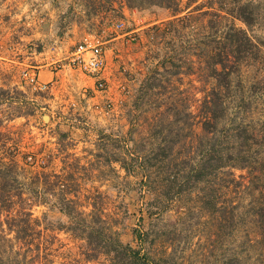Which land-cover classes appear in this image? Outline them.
<instances>
[{
    "label": "rangeland",
    "instance_id": "374dc122",
    "mask_svg": "<svg viewBox=\"0 0 264 264\" xmlns=\"http://www.w3.org/2000/svg\"><path fill=\"white\" fill-rule=\"evenodd\" d=\"M76 1L80 0H0V88L10 89L16 97L0 101V161L10 157L17 160L18 184L27 197V209L41 219L38 229L42 230L40 238L24 242L9 229L7 212H1L0 245L5 254L19 257L22 264H110L107 254L88 259L83 239L66 228L68 216L48 192L53 175L59 174L66 184L63 188L69 195H76L80 209L90 212L92 201L99 202L103 217L114 230L119 229L123 241L136 246L139 242L135 228H151L143 253L159 264H226L225 255L229 253H240L245 264H256L264 243H255L258 234L252 222H243L234 235L218 241L207 212L190 193L158 202V213L151 220L145 200L153 192L141 190L136 174H127L119 162L109 159L127 150L141 152L143 143H130L131 140L145 139L165 125V131L170 130V125L181 131L180 143L188 141L186 134L190 129L202 132L200 108L212 82L192 45L203 39L209 16L203 14L178 32L173 30L154 38L151 30L144 40L132 32L129 41L118 47L106 39L117 30H126L127 20L122 19L124 27L118 28L116 23L121 16L107 10L104 19L97 21L99 25L87 22L93 16L90 12L102 10V5L99 0H85L88 8L83 13ZM249 1L262 13L251 33L264 55V0ZM133 11L140 14L138 19L142 22L152 23L149 28L172 18L171 9L159 6ZM43 29L49 31V36L37 34ZM87 32L103 42L106 71L112 68V77L106 78L103 90L97 88V80L94 88L84 84L87 75L70 65L68 50L83 41ZM142 48L144 52L137 54ZM170 57L180 64L179 71L166 70L160 75L163 84L141 96L138 88L142 79L154 67L161 66L162 59ZM48 62L58 71L50 89H31L24 82V69L36 65L40 70L41 64ZM240 76L246 101L252 104L241 109L239 98L235 99L231 112L238 113L250 125L263 128L264 95L250 93L260 76L256 63L243 65ZM55 86L58 92H54ZM177 114L178 122L174 121ZM108 136L117 137L118 141ZM148 147L150 143L146 144ZM180 149L182 156L186 148ZM234 170L247 183V169ZM249 191L243 187L231 192L235 201L244 203L241 210L252 197Z\"/></svg>",
    "mask_w": 264,
    "mask_h": 264
},
{
    "label": "trees",
    "instance_id": "16d2710c",
    "mask_svg": "<svg viewBox=\"0 0 264 264\" xmlns=\"http://www.w3.org/2000/svg\"><path fill=\"white\" fill-rule=\"evenodd\" d=\"M104 1L101 5L108 4L107 10L117 11L121 15L119 9L114 7L113 0ZM124 1L131 9L159 6L172 10V18L164 23H156L149 29L152 38L167 35L173 30L178 32L201 15H208L204 23L207 32L201 41L192 46L193 52L204 62L212 84L200 108L202 132L190 129L186 134L188 141L180 143L181 131H175L172 125L170 130L165 131V125L152 131L145 139L131 140L130 143H143L141 152L127 150L124 154L115 153L109 157L110 162H119L127 174H136L141 190L145 188L153 192L145 200V210L151 220L158 213L160 202L174 199L181 193H190L198 199L212 221L216 240L222 241L228 235H234L243 222H252L258 234L255 243L262 245L264 127L258 129L238 117V113L233 115L231 112L235 99L239 98L241 109H247L252 104L246 101L242 91L240 75L243 65L256 63L260 76L253 82L250 93L260 92L264 95V55H261L260 43L251 33L262 18V13L249 0H186L184 4L182 0ZM178 66L180 64L174 57L162 59L161 66L154 67L142 79L138 88L141 96L157 90L163 84L160 75L166 70L178 72ZM7 98L12 100L16 97L10 89L1 87L0 101ZM179 119L180 115L177 114L174 121L178 122ZM108 137L114 142L118 141L117 137ZM147 143H150L148 149ZM180 147L186 148L182 156ZM17 167L18 162L14 157L0 161V213L7 212L6 222L9 229L16 232L17 238L34 242L42 233L38 229L41 219L34 217L33 212L27 209V197H24V191L18 184ZM235 168L247 169V183L237 177ZM53 176L48 192L55 196V205L68 216L66 228L83 239L84 253L88 259L107 254L110 264H159L157 259H150L147 252L143 253V246L147 247L151 236V228H135L139 242L136 246L123 241L119 229L114 230L113 225L103 217L102 207L97 200L92 201L91 211L85 212L78 207L76 195H69L63 188L66 184L60 180L59 174ZM57 187L59 191H56ZM243 187L250 190L252 197L246 208L241 210L244 203L235 201L231 192ZM36 244L39 249L40 242ZM5 251L0 245V264H22V259L6 255ZM239 254L225 255L228 258L226 264H245L243 256ZM256 264H264V251L259 253Z\"/></svg>",
    "mask_w": 264,
    "mask_h": 264
},
{
    "label": "built area",
    "instance_id": "2783aa9c",
    "mask_svg": "<svg viewBox=\"0 0 264 264\" xmlns=\"http://www.w3.org/2000/svg\"><path fill=\"white\" fill-rule=\"evenodd\" d=\"M116 26L123 28L124 21L119 20ZM105 51L103 42L89 35L77 45L70 56L72 68L86 75L96 77V86L100 90H103L106 85L104 73L107 69V57ZM38 68V66L33 65L24 69L22 73L24 82L35 91H46L50 89L53 81L42 79Z\"/></svg>",
    "mask_w": 264,
    "mask_h": 264
},
{
    "label": "crops",
    "instance_id": "0c3cea01",
    "mask_svg": "<svg viewBox=\"0 0 264 264\" xmlns=\"http://www.w3.org/2000/svg\"><path fill=\"white\" fill-rule=\"evenodd\" d=\"M98 2L101 4V3L105 2V1L104 0H99ZM75 4L80 5L81 8H82L81 9L82 12L86 13L84 10H86V8H88V7L86 6V1L85 0H83V1L80 0L78 2L76 1ZM114 7L118 8L119 12L121 13V15H120L121 18H119V19L127 20L128 25H127L126 30H121V31L117 30L116 33H114L111 36L107 37L106 41L109 42V44L112 45V46L114 44V45H118V47H119L120 44L124 43L125 41H129V38H130L129 34H131L132 32L138 33L140 35L141 39L144 40V36L147 35V32L151 28V27L149 28V26L152 23H144V21L142 22V19H138L140 14H138L137 11H133V9L129 8L124 0H120L119 3L115 2L114 3ZM57 9H59V7ZM107 12H108L107 8L105 9V7L102 5V10L99 9L97 12H93V11L90 12V14L92 13L91 15H93V16L88 17L87 22L95 21V23L97 25H99L98 22H101V20L104 19L105 14ZM162 20H155L154 22H159V21H162ZM76 23H78V22H75V25H74L75 28L78 27V25ZM130 24H132V25H130ZM37 34H39L40 36L42 35L43 38H44L46 36H49L50 33H49L48 30H44L43 29V30L37 32ZM89 35H91L90 32H87V34L85 35V38L87 36H89ZM76 47H77V45L75 46V48ZM146 47L147 46H145V45L143 46V48H146ZM143 48L140 51H138L137 54H140V53L144 52ZM74 49L71 48V49L68 50L69 52L71 51L69 53V55H71V53H72V51ZM119 49H121V48H119ZM66 50H67V47H66ZM127 63L130 64L128 61H127ZM41 68L42 69H40L39 72H40V76H41L42 79H44V80H54V78L57 76L58 71H54L52 66L49 65V62L45 63V64H41ZM83 74L86 75L85 73H83ZM104 76L106 78L110 79L112 77V68L109 71H105ZM87 77L88 78H87V80L84 81V84L90 85L89 87L94 88L96 77L88 76V75H87ZM54 92H58V91H56V86L54 88Z\"/></svg>",
    "mask_w": 264,
    "mask_h": 264
}]
</instances>
